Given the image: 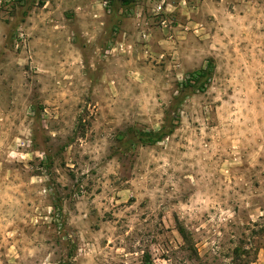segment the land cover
<instances>
[{
    "label": "rangeland",
    "instance_id": "obj_1",
    "mask_svg": "<svg viewBox=\"0 0 264 264\" xmlns=\"http://www.w3.org/2000/svg\"><path fill=\"white\" fill-rule=\"evenodd\" d=\"M0 264H264V0H0Z\"/></svg>",
    "mask_w": 264,
    "mask_h": 264
},
{
    "label": "trees",
    "instance_id": "obj_2",
    "mask_svg": "<svg viewBox=\"0 0 264 264\" xmlns=\"http://www.w3.org/2000/svg\"><path fill=\"white\" fill-rule=\"evenodd\" d=\"M124 3H128V0H124ZM214 72V64L213 61H209L207 65L201 68L198 71L192 72L188 75V78L185 83V88H193L200 92H205L208 88V84L211 80V77ZM173 131V128L170 130V133ZM166 135L165 133H150L143 135L148 142H158L162 139V137ZM144 140V139H142Z\"/></svg>",
    "mask_w": 264,
    "mask_h": 264
},
{
    "label": "built area",
    "instance_id": "obj_3",
    "mask_svg": "<svg viewBox=\"0 0 264 264\" xmlns=\"http://www.w3.org/2000/svg\"><path fill=\"white\" fill-rule=\"evenodd\" d=\"M43 1H46V0H43Z\"/></svg>",
    "mask_w": 264,
    "mask_h": 264
}]
</instances>
